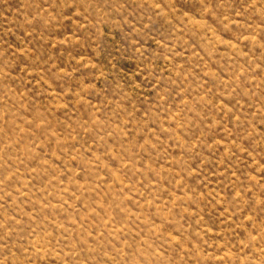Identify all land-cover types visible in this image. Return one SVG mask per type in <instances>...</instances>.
Listing matches in <instances>:
<instances>
[{
    "label": "rangeland",
    "instance_id": "374dc122",
    "mask_svg": "<svg viewBox=\"0 0 264 264\" xmlns=\"http://www.w3.org/2000/svg\"><path fill=\"white\" fill-rule=\"evenodd\" d=\"M0 264H264V0H0Z\"/></svg>",
    "mask_w": 264,
    "mask_h": 264
}]
</instances>
